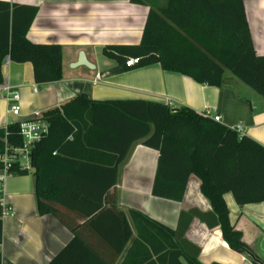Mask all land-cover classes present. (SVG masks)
I'll use <instances>...</instances> for the list:
<instances>
[{"label":"trees","instance_id":"obj_1","mask_svg":"<svg viewBox=\"0 0 264 264\" xmlns=\"http://www.w3.org/2000/svg\"><path fill=\"white\" fill-rule=\"evenodd\" d=\"M245 1L167 0L164 8L150 11L140 44L108 45L104 54L125 66L129 59H137L128 69L159 64L165 71L209 86H222L230 71L264 97V57L255 51ZM37 13V7L0 0V85L7 58L31 62L36 83L63 79L62 47L28 38ZM41 118L49 123V131L32 150V170L14 166L10 174L32 173L38 212L53 214L75 234L48 264H115L134 233L111 191L120 164L137 142L160 153L154 196L181 201L190 176H197L201 192L218 216L223 238L236 252L258 261L231 224L224 198L232 192L240 206L264 201V146L256 140L189 107L143 99L94 100L85 93L61 108L42 112ZM6 142L23 144L19 122L0 130V153ZM113 213L122 222L123 238L117 247L111 242L115 254L108 260L82 231L96 229L101 217ZM130 214L136 237L124 264H183L182 258L202 264L181 248L172 228L142 212Z\"/></svg>","mask_w":264,"mask_h":264},{"label":"crops","instance_id":"obj_2","mask_svg":"<svg viewBox=\"0 0 264 264\" xmlns=\"http://www.w3.org/2000/svg\"><path fill=\"white\" fill-rule=\"evenodd\" d=\"M1 1L37 7L28 38L34 43L62 47L63 79L39 84L31 62H5L4 84L0 85V130L10 123L32 119L37 113L61 108L85 93L94 100L143 99L219 115L223 125H241L243 135L264 146V97L230 71H226L222 86H209L165 71L159 64L128 69L104 54L108 45L140 44L150 11L164 8L167 0ZM245 12L255 51L264 57V0L245 1ZM81 53L94 68L76 66ZM7 85L20 92L19 117L7 113L3 91ZM159 154L137 142L119 166L117 184L111 192L134 236L115 264H124L136 237L130 214L133 210L172 228L181 248L202 264H264V201L240 206L232 192L224 196L230 222L256 254L258 261L254 262L249 254L233 250L223 238L218 216L201 192L197 176H190L181 201L152 194ZM0 199L13 208L12 215L3 220L2 264H48L74 238L75 234L56 216L38 212L32 173L6 175L0 181ZM82 236L92 247H100L99 253L110 260L115 250L109 247H113L111 242L114 247L120 244L123 225L115 213L108 214L96 222V229H84ZM181 261L189 264L185 258Z\"/></svg>","mask_w":264,"mask_h":264},{"label":"built area","instance_id":"obj_3","mask_svg":"<svg viewBox=\"0 0 264 264\" xmlns=\"http://www.w3.org/2000/svg\"><path fill=\"white\" fill-rule=\"evenodd\" d=\"M5 62L9 63L10 59L7 58ZM136 63L137 59L131 58L126 62V66L131 67ZM3 91L8 103L7 113L14 117H19L21 114L20 92L9 85L4 86ZM207 116L217 122H221V116L219 115ZM19 124L20 134L23 137V144L21 146H16L6 142L4 151L0 153V163L2 164L1 170L3 171V174L0 175L1 182L4 181L6 175L10 174V169L14 166H17L22 170H32V150L36 143H38L49 131V123L41 118V113H37L32 119L19 121ZM231 129L237 131L243 136L244 130L241 125L234 126ZM12 213L13 208L11 205L4 199H0V218L4 220L8 216L12 215Z\"/></svg>","mask_w":264,"mask_h":264},{"label":"water","instance_id":"obj_4","mask_svg":"<svg viewBox=\"0 0 264 264\" xmlns=\"http://www.w3.org/2000/svg\"><path fill=\"white\" fill-rule=\"evenodd\" d=\"M77 65H85L87 67L94 68V65H92L90 62H88L86 60V57H85V54L84 53H81L80 59H79L78 63H76V66Z\"/></svg>","mask_w":264,"mask_h":264}]
</instances>
